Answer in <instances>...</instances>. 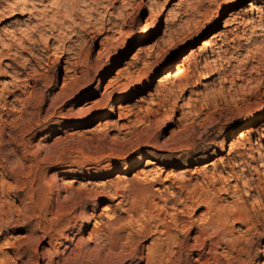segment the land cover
Instances as JSON below:
<instances>
[{"label":"rangeland","instance_id":"obj_1","mask_svg":"<svg viewBox=\"0 0 264 264\" xmlns=\"http://www.w3.org/2000/svg\"><path fill=\"white\" fill-rule=\"evenodd\" d=\"M71 3L75 24L66 17ZM97 3L0 0V214L8 218L0 221V264H148L131 254L177 264L182 244L183 264H202L196 229L188 240L183 230L211 213L166 201L196 190L225 210L264 214V0ZM81 23L86 33L75 28ZM35 190L40 203L29 212ZM75 191L77 205L50 214L49 203ZM89 191L106 194L93 201ZM146 191L150 216L137 208ZM30 221L33 238L27 227L8 232ZM35 223L56 234L38 240ZM228 227L244 237L246 227ZM250 243L251 259L264 252V238ZM20 247L26 258L15 254ZM221 249L219 264L233 260Z\"/></svg>","mask_w":264,"mask_h":264},{"label":"bare ground","instance_id":"obj_2","mask_svg":"<svg viewBox=\"0 0 264 264\" xmlns=\"http://www.w3.org/2000/svg\"><path fill=\"white\" fill-rule=\"evenodd\" d=\"M95 1V6L98 5L97 0ZM232 3V1H227L226 3H224L225 5H230ZM15 5L16 7H14L16 10H18L17 8L19 7H27L29 6V4L24 3L23 5ZM73 3H71L70 7L68 8V11L66 12V14H68L66 17L68 18V21H70L71 24H75V20L76 18L80 17V14H78L73 8ZM8 12V11H7ZM6 13V8L1 9L0 11V19L4 16V14ZM93 25H97L96 21ZM37 26L39 27V24H37ZM230 26L225 27V30H228ZM77 30H81L84 33L87 32V25L85 24H79L76 25L75 27ZM211 43H213V40L211 41H203V43L201 44V47L198 49L200 51H204L206 50ZM66 46V45H65ZM65 48L63 47L61 50H64ZM47 51V50H46ZM65 52V51H64ZM62 51L63 55H72V51L68 50L66 51V53H64ZM7 56V54H3L0 53V58H3ZM70 57L67 59L69 60ZM32 62V61H31ZM31 62H29V64L31 65ZM70 68H74L73 65H69ZM8 68H10L8 66ZM71 71V69L66 68L65 69V80L68 79L67 74ZM44 80L48 83L51 82V79L48 77H44ZM28 82V81H26ZM17 93V92H16ZM126 99V98H125ZM2 102L5 101V99H1ZM112 112V109L108 110V114L107 116H109ZM21 120V119H19ZM22 121V120H21ZM29 122H27L28 124ZM27 127V125H25V128ZM244 128V127H243ZM192 138V137H190ZM189 139V137H188ZM11 144H13V142H11ZM1 152V151H0ZM193 162V161H191ZM36 180V178L34 177V180L32 182H34ZM211 180V179H210ZM239 181H237L236 183H238ZM226 183H224L225 185ZM210 186H213V184H211ZM232 187L230 186H223L221 191L223 195H229L231 193ZM254 190H257V186L253 188ZM186 191V189L184 190V192ZM21 192V191H20ZM144 193V197L141 200L140 205L137 208H142L145 209V212L148 216H150V212L153 211V206H152V201L149 200V196H147L146 194L148 193V191L146 192H142ZM187 193V192H186ZM92 194V200L96 201V198L98 196H102L105 195V192H91L89 191V195ZM34 197H32L29 200V205L32 208L31 210H29V212H31L32 210H38V204L40 203L39 199L37 198V192L36 190L34 191ZM79 193L78 191H75L74 194L70 195V196H66L64 197L65 203L64 202H58L55 203L56 205L49 203L50 204V214L52 215V211L53 208H56L57 211H61L64 210L65 208L67 209L68 207L74 206L78 204V200L80 199V197L78 196ZM20 198V196L18 197ZM55 200L58 201V197L55 198ZM110 200H115V198H111ZM184 202H189L190 206L189 207H185L184 211L187 210H196L200 207H204L208 213H211L210 218H206L205 221L202 220H195L194 223H198L197 227H194V223L189 224V227L185 230H183V237L185 239H189L190 236V232H192V230L196 229V236L193 238V240L196 242L197 240H202L200 242L199 246H196L198 248H195L193 251L196 252L195 256H196V262L201 263L202 264H219V261L217 259V257H219L217 250L221 249V247L223 246L224 248L221 249L223 251L226 250V252H224L223 255H221L224 259H228V258H233V260H228L225 261L226 264H256V262L261 261L262 259H264V252L263 251H257V255H254L253 259H251V255H252V243H250L251 239L254 236L258 237V240L260 241L262 238H264V230H260L261 227V223H260V219H264V214L259 215L260 213H258V211L256 212V214L251 213L250 210L247 211L245 210L242 206H238L234 209H230V210H225L224 208H222L221 206L217 205V203L214 201V198H212L211 195H209L208 193H205L203 191H201L200 193H198L196 190L191 191L189 194L187 193V197L182 198V197H178L177 199H169L166 201V205L167 206H172L174 210H178V205H182ZM95 206H98L95 205ZM81 209V206H80ZM262 211H264V206L261 207ZM131 211L133 212V209H131ZM3 218H7V216L4 213L0 214V221H2ZM150 221V220H149ZM230 222H235L238 223L244 227H246V231L244 232V237L243 238H234L232 237V233L233 230L230 229L228 227ZM32 222H28L24 225L21 226V228H9L8 232H23L24 228H28L27 234H29L31 236V238L34 237V229L33 226L31 225ZM31 225V226H30ZM35 227L38 229L39 228V224L35 223ZM47 226H43V228H39L38 231H40V229H43L41 231L42 235L39 237L38 240L43 241L46 238L51 237V234L53 233V235L56 234V231L51 230V229H47ZM168 227L164 226L163 230H165L164 232L166 234H168ZM32 233V234H31ZM0 236H4V233H0ZM169 236V235H167ZM52 238V237H51ZM53 240V239H52ZM65 240H68L67 238ZM5 242H9V241H5ZM197 243V242H196ZM208 243V246L207 244ZM207 246V248H206ZM178 250L176 253H174V256H176V262L177 264H183L184 262H186L187 256L185 254V252L189 251V247H187L185 244L182 245H177ZM263 246H261L260 248H262ZM5 248L10 249L12 248V243H6ZM67 249V248H65ZM207 250V251H206ZM15 254L21 256V258H26L28 256V252L23 249L22 247L15 249ZM236 253L237 256L236 257H232V254ZM44 254V253H43ZM141 254V253H140ZM38 255V251L33 252V258H36ZM156 255V254H155ZM194 256V254H193ZM186 257L185 260H183V258ZM210 257V259H208ZM138 259L139 262H142L144 260L147 261V263L151 264V262L154 260V257H152L151 255H147V257H138L136 256V254H131L129 257V261ZM123 259H118V258H113V259H102L101 260V264H121L123 261ZM209 260H211L212 262L210 263ZM250 261V262H249Z\"/></svg>","mask_w":264,"mask_h":264}]
</instances>
